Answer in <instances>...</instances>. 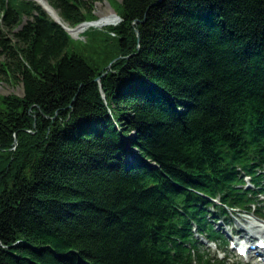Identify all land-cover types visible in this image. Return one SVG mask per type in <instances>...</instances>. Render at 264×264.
Wrapping results in <instances>:
<instances>
[{
  "label": "trees",
  "instance_id": "obj_1",
  "mask_svg": "<svg viewBox=\"0 0 264 264\" xmlns=\"http://www.w3.org/2000/svg\"><path fill=\"white\" fill-rule=\"evenodd\" d=\"M109 3L82 40L0 0V264H225L215 221L264 215V0Z\"/></svg>",
  "mask_w": 264,
  "mask_h": 264
},
{
  "label": "rangeland",
  "instance_id": "obj_2",
  "mask_svg": "<svg viewBox=\"0 0 264 264\" xmlns=\"http://www.w3.org/2000/svg\"><path fill=\"white\" fill-rule=\"evenodd\" d=\"M32 1L36 2L35 0H32ZM116 1H119V0H116ZM109 11H113L115 13L114 9L109 3V0L95 1L94 10H93L94 15L96 16L95 20H98L104 15L108 14ZM118 21L119 20L117 19V22L115 24H117ZM115 24H108V25H102V26H90V27L85 28L82 32H80L76 36L72 35V38L84 40L82 33L86 29L102 28L104 26L115 25ZM22 92H23V89H22L21 83L12 84L3 79H0V94L22 95ZM257 213L258 212H256V214L253 212L244 213L238 210L230 211L229 212L230 217L229 219H227L228 222H225L223 220L215 221V226L225 236L227 240V245L225 247L222 246L223 249H219L218 245H215L214 243H208L206 239L202 238L201 240H202V243L204 244V245L202 244L203 249H206V251L208 252L210 256H217L221 259H224L225 264H253V262L247 261L246 258L241 257L237 254L236 246L240 245V243L239 241L238 242L236 241V244H235V239H236L235 231H236V228L238 227L237 224L244 223V220H248L250 223L257 224L258 229L264 228V215L261 216L262 217L261 218L257 216ZM242 235L247 236V234L245 233ZM256 235L259 236L258 234ZM255 240L256 238H253L252 242H255ZM232 242L235 246H232L233 245Z\"/></svg>",
  "mask_w": 264,
  "mask_h": 264
},
{
  "label": "bare ground",
  "instance_id": "obj_3",
  "mask_svg": "<svg viewBox=\"0 0 264 264\" xmlns=\"http://www.w3.org/2000/svg\"><path fill=\"white\" fill-rule=\"evenodd\" d=\"M37 3H39L43 8L46 9L47 13L55 20L60 21V18L58 17L57 12L54 10L53 7L49 5L47 0H35ZM61 22V21H60ZM117 22V16L113 11H109L108 14L104 15L98 20H95L91 23L81 24L76 27H70L67 24H63L68 31L76 36L80 32H82L85 28L90 26H102V25H108V24H115ZM244 220V219H243ZM238 227L236 228V231L238 234H247L248 238L252 240L253 238H256L258 241L259 239L264 240V228L258 229L257 224L250 223L248 220H244V223L237 224ZM258 234L259 236H257ZM251 262V261H250ZM256 264V263H253Z\"/></svg>",
  "mask_w": 264,
  "mask_h": 264
},
{
  "label": "water",
  "instance_id": "obj_4",
  "mask_svg": "<svg viewBox=\"0 0 264 264\" xmlns=\"http://www.w3.org/2000/svg\"><path fill=\"white\" fill-rule=\"evenodd\" d=\"M45 9V8H44ZM46 10V9H45ZM116 16H117V19L119 20V16L116 14ZM55 20V19H54ZM57 23H59L71 36H72V34L68 31V29L60 22V21H57V20H55ZM95 20H91V21H86V22H82V23H80V24H78V25H76V26H79V25H81V24H86V23H91V22H94ZM75 26V27H76Z\"/></svg>",
  "mask_w": 264,
  "mask_h": 264
}]
</instances>
